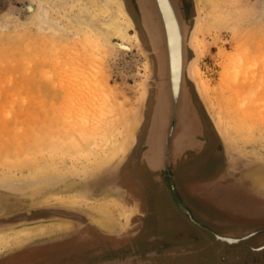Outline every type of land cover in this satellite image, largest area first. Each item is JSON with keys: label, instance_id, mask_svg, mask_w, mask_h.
Returning a JSON list of instances; mask_svg holds the SVG:
<instances>
[{"label": "rangeland", "instance_id": "obj_1", "mask_svg": "<svg viewBox=\"0 0 264 264\" xmlns=\"http://www.w3.org/2000/svg\"><path fill=\"white\" fill-rule=\"evenodd\" d=\"M81 1L89 6L92 4L91 0ZM118 1L132 25L129 33L134 41L128 52L113 45L98 48L92 38L85 39L86 34L63 18V14H70L75 9L67 11L53 6L70 1L0 0V264L37 261L39 258L47 264H91L102 260V263L117 260L130 264L133 260L146 258L143 250L106 252L100 257L91 252L70 258L48 256L57 247L44 246L42 241L45 239H38L41 240L38 241L40 245L34 246L46 247L43 252L47 255L41 254L43 252L39 248L40 251H33L32 240L17 243L15 235V231L33 223L50 225L26 221L28 216L43 213L57 211L65 216L72 213L80 217L81 213H96L95 208L109 201L116 214L120 215L117 201L121 196L116 189L110 188L117 181V174L113 175L112 170L119 152L132 141L129 138L132 137L134 142L127 157L135 150L139 159L145 150L153 104V80L156 79L152 72L156 70V60L150 54L151 48L133 1ZM180 3L190 27L189 35L192 30L194 34L199 29L195 34L200 46L199 54L192 46L193 35L188 59L192 60L190 66L198 64L201 80L208 89L203 96L193 77L187 85L205 127L201 140L205 141L204 145L212 143L211 151L217 155L212 165L189 174H202L193 178L200 177L199 180L210 182L207 184L209 188L210 185L223 187L232 184L235 191L243 195L235 196L231 190H223L219 195L216 190L214 193L209 188H202L195 189L196 201L179 191L177 198L171 200L175 217L172 223L175 225L169 234L172 236L182 230L184 234L174 237L177 248L169 243L171 248L168 247V252L160 246L159 240L156 244L159 255L152 257V261L155 264H162V261L166 264H264V249L257 250L264 246V0H180ZM44 6L52 18L65 25V31L55 35L39 31L33 21L39 8ZM116 42L118 40L113 39V43ZM89 60L96 63L97 80L107 82L110 93L114 92L111 94L115 98L111 97L113 103H119L126 109L133 105L137 109L134 120L137 122L139 119L115 154L101 163L103 138L92 134L94 138L87 139L90 134L83 132L86 135L83 139L80 132L78 134L82 138L76 134L75 129L78 128L73 126L74 120H78L75 113L79 108L76 109V105L80 95L92 92L91 88H84L81 92L77 90L79 84L75 79L79 76L76 73L89 65ZM144 91L146 103L142 108ZM94 99L91 106L97 111H105L112 106L107 101ZM215 118L221 119L223 133L216 127ZM214 127L219 130L221 139L212 137ZM81 140L86 142L85 145ZM191 152H186L181 158ZM143 164L141 162L140 166L146 167ZM193 203L207 205L214 215L235 222V226H224L223 221L211 219L197 220L194 216L195 225L187 214L189 210L191 215ZM47 205L49 208L46 209H30ZM50 219L59 220L60 217ZM82 219L74 222L80 226L87 221L85 217ZM176 220H181V223ZM178 224L181 226L177 227ZM251 230L256 232L253 237L237 243L217 238H242L249 233L246 231ZM180 249L189 254L188 259H183ZM169 250L176 252L168 254Z\"/></svg>", "mask_w": 264, "mask_h": 264}, {"label": "bare ground", "instance_id": "obj_2", "mask_svg": "<svg viewBox=\"0 0 264 264\" xmlns=\"http://www.w3.org/2000/svg\"><path fill=\"white\" fill-rule=\"evenodd\" d=\"M67 1L70 2L55 3L53 6L54 8L59 7L67 11L74 8V12L63 14V18L70 23L72 27L86 34L84 35L85 39L87 37L92 38L91 41L94 40L95 47L110 48L113 45L123 52L131 50V44H133L134 39L132 34L129 33L130 23L123 17L117 0H91L92 4L90 6H94L92 8L81 0ZM138 3L150 38H152L151 42L161 53H163V50L167 52V55L165 52V57H159V64L157 66L158 72L161 74L160 77H162L163 80H165L163 78L165 77L167 80V88L166 91H163L162 88L160 89V94L158 96L159 100L157 102L148 138V143L150 145V161L153 166L159 167L162 162L166 164L174 153H177L179 149L191 142V134L197 131L199 124L196 123L192 109L188 102H186L181 89V75L184 63V52L181 45L183 34V32L181 34V31H183V29L175 9L174 0H138ZM33 23L40 32L50 33V35H55L60 31L66 30L65 25L61 24L60 20L51 17L48 8L45 6L39 8L34 16ZM198 31L199 29L193 34L192 46L199 54L200 46L195 35ZM75 33H77V31ZM75 33H73V35L77 37L78 34ZM113 39H117L118 42L113 43ZM95 65L96 63L91 60L89 65H86L87 67L84 69H82L84 65H81L82 68L80 67V70L82 69L83 71H78V74L76 73V75H79L75 78L78 80L79 84L76 89L81 92L84 88L88 90L91 88L90 90L92 92L91 94L83 92V95H80V99L77 101L78 105H76V109L79 108L75 113V117L78 118V120H74L75 123L73 126L78 128V130L75 129L76 134L80 132V134L83 135V139L84 136H86L83 132L90 134V136H92V134H95L94 136L98 134V137L101 136L103 138L104 141L103 143L101 142L102 158L101 160L99 159L101 163L110 156H113L112 154H115L119 145L122 143L121 141L131 134L132 128L136 123V119L134 120V118L137 115V109L136 107L133 108V105L130 106L132 108L128 107L126 109L123 106L121 107V105L119 106V103L118 105L113 103L111 98L113 96H111V94L114 95V92L110 93L111 91L108 90L107 82L104 80H97L96 75L98 73L95 74ZM190 67V75L195 79L199 92L204 96L208 88L204 84L205 82L201 80L198 64L195 63ZM94 98L99 99L101 102L107 101V104L111 103L110 105L112 106H108L109 108L107 110L105 109V111L101 109L97 111L91 106L93 102L92 99ZM87 100H91V102ZM167 105L169 108H167ZM83 107H87L88 109H83ZM90 108L93 109L90 110ZM73 111H75V108ZM82 112H85L86 115ZM78 115L81 116L79 117ZM214 121L216 127L223 133L224 129L221 119L215 118ZM72 130L74 129L71 128V131ZM75 131L72 132L75 133ZM80 134L78 135L80 136ZM90 136L87 139L94 138ZM80 137L82 138V136ZM71 142L75 141L71 140ZM80 142L82 143L83 141L81 140ZM85 143L86 142H83L84 145ZM83 144L82 146H84ZM121 147H124V145ZM89 150L92 152L91 146ZM121 152L122 150L119 152V158L122 156ZM206 186L208 187V185ZM211 188L210 186V189ZM227 195L228 193L223 196L226 197ZM94 210L100 215L99 218L95 220V223L105 230L114 227L116 221H118L121 216L118 213L116 214L117 211L115 212L112 203H109V201L103 202ZM68 226L69 225L65 223H55L44 226L36 225L25 227L15 231L17 237L16 241L17 243H23L41 238L49 234L66 230ZM118 262L120 261L111 260L101 264H118Z\"/></svg>", "mask_w": 264, "mask_h": 264}, {"label": "flooded vegetation", "instance_id": "obj_3", "mask_svg": "<svg viewBox=\"0 0 264 264\" xmlns=\"http://www.w3.org/2000/svg\"><path fill=\"white\" fill-rule=\"evenodd\" d=\"M211 144L210 145H209V143L205 144L203 150L194 151L193 153L192 152L188 153L184 159L181 158L178 161V163L176 164V168L171 173V182H172V187H173L172 190L169 189L168 184L164 181V177L162 175H160L159 173H156V174L150 173L145 169L144 166L143 167L140 166V168L143 171L140 168L137 169L135 167L136 164H135V162L133 163V161L135 159H137L135 156V152H136L135 150H133L131 155H129L127 162L124 164V166H123L124 168H123L120 176L118 177L115 185L117 184V186H119V185L127 186L129 184L130 179H131L125 175V173L128 174V172L130 173V175L133 176V178H134L132 180L133 182L136 181V183L138 182L140 184V182L142 181L141 183L145 185V181H143V180H146L147 184H148L147 186H150V188H145L144 190H142V192H144L143 195H145L146 198L148 197V199L153 200L154 196L159 195L158 192L167 194V195H164V197H166L168 202L172 205L171 208H172V212L174 214V207H173V203L171 200L173 199V197L177 198V195L179 193V189L177 187V181L178 180H180L181 183L184 185L183 191H184L185 195H187L188 197H193V199L196 201H198V200H197V198L194 197L195 189L196 190L202 189V188L207 189L206 185L209 184L210 182H204L205 180H199V179H201L200 177L193 178V176L197 177V176H201L202 174L196 173L193 175V174H189V172L192 173L193 171L197 172L200 169H206L207 166L212 165V163L214 161H216L217 155H216L214 150L211 151V147H212ZM140 171H142V176L144 177V179L138 176V174L140 175V173H141ZM190 177H192V180H189ZM207 179H209V178H207ZM138 183H137V185H138ZM156 184H158V185L162 184L164 186V189L162 191L153 189L152 187L156 186ZM210 186L212 187V185H210ZM211 189H213L212 192H214V190H216V192H218L219 195L223 194V190H231V193L235 196L243 195V194L235 191L234 186L232 184H229V185L223 186V187H220V186L219 187H212ZM130 191H134V189H130ZM210 194L212 195V193H210ZM213 195H215V194H213ZM127 197L131 198L130 195H127ZM132 200H134V198H132ZM234 202H236V201H234ZM134 212L136 213V211H134ZM149 212L150 211L147 210L146 213H140V212L136 213V214H138L139 220H131V222H130L131 223V229L128 231H124L122 233V235H120V236H115L113 238L112 237L107 238V237L103 236L101 233L92 230L90 233L91 235L88 236L87 238L82 237L81 235H78V236L72 238L73 239L72 245H67V246H63L60 248H56L54 252L50 251L48 253V256L60 255V256H63L64 258H67V257L70 258L73 255H76L79 253L91 252V253H95L97 255V257H100L102 254H104L106 252H109V253L110 252H137V251L141 252L143 250V251H145L146 258L145 259L140 258L138 260H133L130 262V264H155V262L152 261V257L159 255V252H157L158 248L156 245L159 242V240L161 241L160 246L163 248H166V250L168 252V249H170L171 246L176 245V244H174V237L178 234L183 235L184 232L182 230L178 234L175 233L174 235H172L170 237L168 236L167 238L155 237V235H153V236L150 235L147 238L148 235L146 234V232H151L153 230H157V231L159 230L160 231L162 229V227H160V222L156 221L155 218H153L152 214H150ZM187 212H188L187 214H189L193 223L196 225L197 223L194 222V219L190 215V211L187 210ZM52 214L51 213L50 214L43 213V215H40V216H34V217L28 216L26 218V221L27 222L45 221V220L50 219L51 217H54V216L65 217V218L71 219V220L76 221V222L78 220H81V218H79L78 216H76L75 214H72V213H67V214H69L68 216L62 215L61 213H58V212H52ZM184 215H186V213ZM177 222L180 223V221H177ZM136 225H137V228L134 229V227ZM174 225H175V223H174ZM178 226H181V225L178 224L177 227ZM163 228H166L165 224H163ZM197 229L199 230V228H197ZM69 239H71V238H69ZM163 239H167V240L165 242H162ZM130 242L135 243V247H133L132 249L130 247H128ZM167 242H168V244L170 243L171 246H170V244L169 245L166 244ZM163 243H165V244H163ZM153 244H155V245H153ZM178 245H180V244L178 243ZM169 246H170V248H168ZM48 247L53 248L50 246H48ZM32 248L36 249L37 247L35 246ZM38 248L41 250V252H43V250H45L46 247L40 246ZM173 248L175 249L177 247L174 246ZM124 249H125V251H124ZM110 250H112V251H110ZM179 251L182 252V255L184 254L183 259H188L189 254L187 252H184L182 249H180ZM170 252H176V251L169 250L168 254H170ZM41 254H45V253L43 252ZM45 255H47V254H45ZM163 260H165V259H163ZM70 262H72V260ZM102 262H103V260L100 262H93L91 264H101ZM161 263L166 264L165 261H162ZM30 264H47V263L44 261H41V259L39 258L37 261H30Z\"/></svg>", "mask_w": 264, "mask_h": 264}, {"label": "crops", "instance_id": "obj_4", "mask_svg": "<svg viewBox=\"0 0 264 264\" xmlns=\"http://www.w3.org/2000/svg\"><path fill=\"white\" fill-rule=\"evenodd\" d=\"M204 128L205 127L203 126V130L205 131ZM213 130H214V132L212 131V137L214 138V140L221 139L220 135L218 134L215 127ZM127 159H128V157H127ZM127 159H126L125 163L127 162ZM139 161H140V163L141 162L144 163V161H142L141 158H139V159L137 158L133 161V163L135 162V164H136L135 167L137 169L140 168ZM124 164L121 166V168L117 174V179L123 170L122 167L124 166ZM145 169L150 173H154V174L158 173V172H154V171L149 170L147 167H145ZM142 171H140L141 173H140V175L138 174V176L144 179V177L142 176ZM125 175L127 177L131 178L129 181V184L128 185L126 184L127 186H123V185L117 186V184H116L113 187H110L111 189H116V193H118V195L121 196L119 198V201H117V205L119 207V212H120V215L122 217L119 220V223L116 222L114 227L110 228L109 230H105V229L99 227L95 223V220H97L100 216L97 213H93V214L87 213L86 215L81 214L80 217L78 216L79 218H81V220H83L82 219L83 217H85L87 220L86 223L81 224L80 226L76 225L77 223H75L73 220L65 218V217H60L59 220L47 219L45 221H39V222H41L39 224L65 223V224H68L69 226L66 230H62L60 232L54 233L55 236H52V234H49V235L43 236L41 238L33 239L32 240L33 242L31 244V248L35 247L34 245H37V244L40 245V243H38V241L40 242L41 240H38V239H45L42 241L44 245H49V246H53V247H57V248L67 246V245H72V240H73L72 238H74L78 235H81L82 237L87 238L88 236L91 235L90 233L92 230L101 233L103 236H105L107 238H111V237L113 238L115 236H120V235H122V233L124 231H128L131 229V223H130L131 220H139L138 214H136V213H138V212L146 213L147 210L150 211L149 213L152 214L153 218H155L156 221L160 222V227L163 228V224H165V227H166L163 229L160 228L161 229L160 231L159 230L158 231L153 230L151 232H146V234L148 235L147 237H149L150 235L151 236L155 235V237L167 238L170 235L169 234L170 231L174 230V223H172V219L175 218L174 214L172 212V208H171L172 205L168 202L166 197H164V195H167V194L158 192L159 195L154 196L153 200L148 199V197L146 198L145 195H143L144 192H142V190H144L145 188H150V186H147L148 185L147 181L143 180V181H145V185L141 183L142 181L140 182V184L137 182L138 183V185H137L136 181L135 182L132 181L134 178L132 175H130L129 172H128V174L125 173ZM177 187H178L179 191L182 193V195L185 196V193L183 191L184 185L181 183L180 180L177 181ZM129 188L134 189V191H130ZM152 188L155 190L162 191L164 189V186L162 184H159V185L156 184V186H153ZM207 188H209V187H207ZM209 190L212 192V190L210 188H209ZM127 195H130L131 198H128ZM132 198H134V200H132ZM207 207L208 206L205 204L201 205L198 203H193V209L190 208L191 212H192L191 216L192 217L195 216L197 220L211 219L214 221H219L220 223L223 221L224 226H228V227H230L231 225L235 226V222H232V221L227 220V219L225 220L224 217L222 218L218 215L217 216L214 215V212L211 211V209L207 208ZM134 211H136V213ZM219 214H220V212H219ZM164 219H166V221H163ZM168 219L171 221H169ZM173 221H174V219H173ZM176 221H180V223H181V220H176ZM162 222H167V223H162ZM34 225H38V224L33 223V225H31V226H34ZM220 225H223V224H220ZM31 226H29V227H31ZM236 227L238 228V226H236ZM135 228H137V225L134 227V229ZM45 237H47V238H45ZM69 238H71V239H69ZM36 247H37V249H33V251L39 250L38 249L39 246H36ZM128 247H130L132 249L133 247H135V243L130 242ZM110 251H112V250H110ZM124 251H125V249H124ZM6 264H10V262L7 261ZM11 264H13V263H11ZM15 264H30V260H24V261L19 260V261H16Z\"/></svg>", "mask_w": 264, "mask_h": 264}, {"label": "water", "instance_id": "obj_5", "mask_svg": "<svg viewBox=\"0 0 264 264\" xmlns=\"http://www.w3.org/2000/svg\"><path fill=\"white\" fill-rule=\"evenodd\" d=\"M132 1L134 3V6H135L138 14L140 15L141 25L143 27V30H144V32L146 34L147 39H148L149 46L151 48L150 54L152 53L154 55V57H155V60H156V70H155V72L154 71L152 72L153 74H155V77H156V79L153 80V84H154V86H153L154 87L153 104H152V107H151V113H150V119H149V127H148V130H147V134L145 136V142H144L145 150L141 154V160L144 161L146 167L149 170L154 171V172H158L160 175H162L164 177V181L168 184L169 189L172 190L173 187H172L170 172H172V170H173L172 168L176 164L177 160L180 159L181 157H183L186 152L200 151L203 148V145L205 143V141L201 140V137L203 136V125L201 123V117H200V115L198 113V110H197V108H196V106H195V104L193 102L192 96L190 94V91H189V88H188V85H187L188 80L191 78L189 69H190V65H191L192 60L188 59V48L191 47L190 39L193 36V30L190 32V35H189V30H190L189 28L190 27H189V25L186 22V19H185V16H184V12H183V10L181 8L180 0H174L175 9H176L177 15L179 17V20L181 22V27L183 29V31H181V34L183 32L182 38H181V43H182L181 45H182V49H183V52H184V63H183V71H182V75H181V78H182L181 89H182L183 95L185 96L184 98H185L186 102H188L189 106L192 109L193 116L195 117L196 123L199 124V127H198L197 131H195L194 133L191 134V142L189 144H187L184 147H182L181 149H179V151L177 153H174V155L171 157L170 160L167 161L166 164L162 162L161 166L156 167V166H153V164L150 161V153H149L150 145L148 143V138H149L150 128H151L152 120H153V117H154V114H155V109H156V106H157V102L159 100L158 96L160 94V89L162 88L163 91H166V88H167V80H166L165 77H163L165 80H163L162 77H160L161 74H160V72H158V68H157V66L159 64V57H161V56L165 57L167 55V52L164 51L163 48H162L163 53H161L160 50L158 48L156 49V47L153 45V43L151 42L152 38H150L148 29H147L146 24H145V22L143 20L142 11H141V8L139 6L138 0H132ZM117 2L119 3L118 0H117ZM119 7H120V4H119ZM121 13H122L123 17L126 20H128V18L125 16V14L123 13L122 10H121ZM129 23H130V21H129ZM130 27H131L130 29H132L131 23H130ZM194 29H195V27H194ZM133 33H135V35L137 37L136 32L133 31ZM188 35H189V40H188ZM137 44L140 47V45H139L140 43H139L138 37H137ZM165 52H166V55H165ZM145 54L148 55V53H145ZM145 103H146V91H144V95H143V99H142V104H143L142 108L144 107ZM171 107H172V105H171ZM167 108H169L168 105H167ZM138 121H139V119H138ZM138 121L136 123H138ZM218 134H219V132H218ZM130 139H132V141ZM129 140H130L129 144H127V147L124 150H122V152H121L122 153V157L121 158L118 157L116 162L114 163L115 164V166H113L114 170H112L113 175L118 174V172L120 170V167L123 165V163L125 162V160L127 158L128 153L131 151L130 150L131 147H132L131 145H132V143L134 141H133L132 137L129 138ZM165 154H166V152H165ZM166 156H167V154H166ZM229 167L230 166H228L227 169H230ZM46 208H49V205L41 206V207H32L30 209L37 210V209H46ZM65 209H67V208H65ZM68 209L76 212V210H74L72 208H68ZM29 211L30 210H28V212ZM55 212H57V211H55ZM81 214H83V213H81ZM83 215H86V214H83ZM247 232H249V233H247ZM245 233H247V234L243 235L242 238H232V237H228V236H225V237L217 236V238L219 240H222V241H225V242H228V243H237L239 241L246 240V239H248L250 237H253L256 232L254 230H251V231H246ZM263 249H264V246L259 247L257 250H263ZM114 261H117V260H114ZM122 263L123 262H118V264H122Z\"/></svg>", "mask_w": 264, "mask_h": 264}]
</instances>
